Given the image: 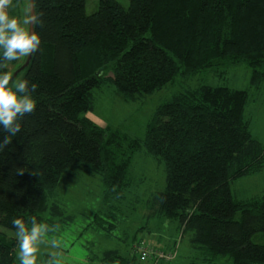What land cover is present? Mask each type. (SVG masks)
Returning a JSON list of instances; mask_svg holds the SVG:
<instances>
[{
    "label": "trees",
    "instance_id": "1",
    "mask_svg": "<svg viewBox=\"0 0 264 264\" xmlns=\"http://www.w3.org/2000/svg\"><path fill=\"white\" fill-rule=\"evenodd\" d=\"M87 1L34 0L41 44L19 77L39 84L37 105L0 150V264H19L17 241L4 233H15L14 218L50 224L43 218L50 213L74 222L58 200L66 173L99 176L104 199L125 201L136 153L165 166L166 189L151 196L148 211L176 223L202 263L264 264V197L238 201L231 192L237 179L264 171V145L249 130L248 91L202 85L180 92L157 109L143 140L87 118L95 89L108 82L134 100L179 75L245 64L251 89H261L264 0H129L127 9L100 0L93 15ZM7 135L0 129V143ZM97 220L110 236L115 227ZM143 243L98 259L141 264L145 257L135 248Z\"/></svg>",
    "mask_w": 264,
    "mask_h": 264
},
{
    "label": "rangeland",
    "instance_id": "2",
    "mask_svg": "<svg viewBox=\"0 0 264 264\" xmlns=\"http://www.w3.org/2000/svg\"><path fill=\"white\" fill-rule=\"evenodd\" d=\"M117 1L124 8L129 7V0ZM99 5L100 0H88L87 13L93 15ZM27 6V0L19 4L12 0L8 11L18 17L23 16L28 13ZM27 57H21L17 64L7 66L8 72L13 75L26 63ZM250 80L251 70L245 64L230 68L221 66L216 71L206 70L187 77L179 75L163 90L137 96L134 100L127 99L108 82L95 89V108L87 118L101 129L109 127L143 140L147 125L157 109L171 102L180 92L202 85L228 87L250 93L246 110L249 130L253 138L264 145V87L251 89ZM131 178L133 184L127 192V199L118 203L104 199L105 187L99 176H89L77 170L65 174L58 200L66 215L75 217L74 222L66 225L50 213L43 216L52 220L50 224L59 225V230L50 233L47 239L55 237L60 241L63 263L102 264L98 258L104 251H126L142 240L156 259L145 258L141 264H204L198 253L191 249L188 240L185 237L182 239L176 223L152 217L148 211L147 202L151 196L166 189L164 164L144 153H136L132 159ZM231 192L238 201L264 197V171L237 179L231 184ZM97 217L106 226L112 224L115 227L110 236L99 230ZM4 233L8 238H15L13 232L4 230ZM135 249L138 251L137 247ZM49 251L51 249L47 245L41 247L39 264H47L45 258ZM163 255H168L170 260Z\"/></svg>",
    "mask_w": 264,
    "mask_h": 264
},
{
    "label": "clouds",
    "instance_id": "3",
    "mask_svg": "<svg viewBox=\"0 0 264 264\" xmlns=\"http://www.w3.org/2000/svg\"><path fill=\"white\" fill-rule=\"evenodd\" d=\"M11 2L0 0V67L30 56L41 44V35L29 27L42 23L40 15L34 9L23 16L11 15L8 11ZM38 88V83H32L27 78H14L10 72L0 71V129L8 134L0 143V150L21 131V118L35 110ZM18 173L23 174V171ZM11 224L15 229L19 264H39L40 249L44 245L51 249L47 264H63L60 241L55 237L47 239L50 233L59 230L58 224L43 222L36 216L27 221L17 217Z\"/></svg>",
    "mask_w": 264,
    "mask_h": 264
},
{
    "label": "water",
    "instance_id": "4",
    "mask_svg": "<svg viewBox=\"0 0 264 264\" xmlns=\"http://www.w3.org/2000/svg\"><path fill=\"white\" fill-rule=\"evenodd\" d=\"M28 1H29V10L34 9L36 12L34 0H28ZM29 27H31L35 31V26H29ZM33 57H34V53L27 57L26 63L13 74L14 78L19 76L22 72H24L30 66L33 60Z\"/></svg>",
    "mask_w": 264,
    "mask_h": 264
},
{
    "label": "built area",
    "instance_id": "5",
    "mask_svg": "<svg viewBox=\"0 0 264 264\" xmlns=\"http://www.w3.org/2000/svg\"><path fill=\"white\" fill-rule=\"evenodd\" d=\"M149 248L150 247L148 245H146V244L143 243L138 249H139V252L142 254V256L145 257V258H150L152 256H155L156 257L155 254H152V251ZM167 256L168 255H165L163 258H166V259H169L170 260V257H167ZM155 257H153V258H155Z\"/></svg>",
    "mask_w": 264,
    "mask_h": 264
}]
</instances>
